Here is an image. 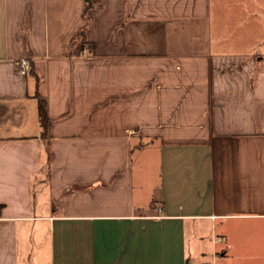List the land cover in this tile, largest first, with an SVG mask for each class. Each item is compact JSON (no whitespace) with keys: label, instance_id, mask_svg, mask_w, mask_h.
<instances>
[{"label":"crops","instance_id":"obj_1","mask_svg":"<svg viewBox=\"0 0 264 264\" xmlns=\"http://www.w3.org/2000/svg\"><path fill=\"white\" fill-rule=\"evenodd\" d=\"M261 224L264 0H0V264H214Z\"/></svg>","mask_w":264,"mask_h":264},{"label":"rangeland","instance_id":"obj_2","mask_svg":"<svg viewBox=\"0 0 264 264\" xmlns=\"http://www.w3.org/2000/svg\"><path fill=\"white\" fill-rule=\"evenodd\" d=\"M36 197L38 200L42 199L39 193H36ZM215 227V232L218 235L220 227L218 224ZM241 228L240 236L238 234H230L231 239L235 240V244H232V247L222 261L219 260L220 255L218 250L220 246H216V252L218 253L214 256V264H264V224H261V226L245 225ZM217 235L215 236L217 237ZM203 253L207 255L203 263L211 264L212 250L210 248V241L209 246L204 249Z\"/></svg>","mask_w":264,"mask_h":264},{"label":"built area","instance_id":"obj_3","mask_svg":"<svg viewBox=\"0 0 264 264\" xmlns=\"http://www.w3.org/2000/svg\"><path fill=\"white\" fill-rule=\"evenodd\" d=\"M31 71V63L28 58H22L17 63V73L22 76L26 77ZM161 208L158 207L157 212L160 213ZM221 238H212V245L215 246L219 243H221ZM187 264H205V263H187Z\"/></svg>","mask_w":264,"mask_h":264},{"label":"trees","instance_id":"obj_4","mask_svg":"<svg viewBox=\"0 0 264 264\" xmlns=\"http://www.w3.org/2000/svg\"><path fill=\"white\" fill-rule=\"evenodd\" d=\"M35 98L37 99V103H38V113L40 120L43 121V123H45L47 121L45 101L37 94L35 95Z\"/></svg>","mask_w":264,"mask_h":264}]
</instances>
